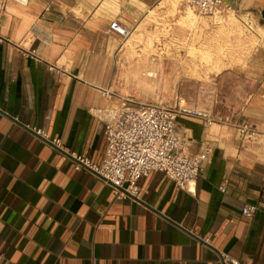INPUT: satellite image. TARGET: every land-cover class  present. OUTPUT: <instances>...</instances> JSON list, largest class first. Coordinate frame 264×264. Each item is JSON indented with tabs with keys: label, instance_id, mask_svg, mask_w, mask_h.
Returning <instances> with one entry per match:
<instances>
[{
	"label": "crops",
	"instance_id": "obj_1",
	"mask_svg": "<svg viewBox=\"0 0 264 264\" xmlns=\"http://www.w3.org/2000/svg\"><path fill=\"white\" fill-rule=\"evenodd\" d=\"M222 1L219 15L191 17L184 0H0V264H223L221 253L264 264V0ZM125 100H184L259 135L243 143L230 125L180 119L185 153L214 149L198 181L181 191L151 173L139 200H117L70 154L101 165L98 111Z\"/></svg>",
	"mask_w": 264,
	"mask_h": 264
},
{
	"label": "built area",
	"instance_id": "obj_2",
	"mask_svg": "<svg viewBox=\"0 0 264 264\" xmlns=\"http://www.w3.org/2000/svg\"><path fill=\"white\" fill-rule=\"evenodd\" d=\"M26 5L27 0H12ZM186 8L201 16L219 15L222 0H184ZM110 29L123 39H128L132 29L113 21ZM25 57L38 59L36 51L26 52ZM50 73L62 77L67 73L55 64L47 63ZM98 117L105 122L107 148L101 165L89 158L71 153L76 171L89 170L110 185L117 200H139V181L151 173H163L177 189L190 191L203 174L214 149L206 145L196 154L185 153L186 138L179 130L180 119H194L205 128L230 125L243 143L257 140L258 131L248 123L234 121L230 116L190 107L184 100L174 105L163 103H134L123 101L115 110H99ZM37 135L55 148L65 150L61 139L49 140L43 130L34 129ZM226 192V184L221 187ZM264 193V186L262 188ZM263 195V194H262ZM261 202L246 206L242 214L251 218L260 209ZM207 242L210 239L206 240ZM223 264H242L239 260L221 253Z\"/></svg>",
	"mask_w": 264,
	"mask_h": 264
},
{
	"label": "rangeland",
	"instance_id": "obj_3",
	"mask_svg": "<svg viewBox=\"0 0 264 264\" xmlns=\"http://www.w3.org/2000/svg\"><path fill=\"white\" fill-rule=\"evenodd\" d=\"M187 11L189 12V15L191 16V17H193V15L194 14H197V13H194V12H192V11H190V10H188L187 9ZM241 27V29H242V31H255L253 28L251 29V28H246V27H242V25L240 26ZM131 36H132V34H131ZM131 43V42H130ZM146 70V71H145ZM144 71V72H143ZM147 69L146 68H142V73H144V74H147ZM157 71L160 73V74H164V68H158L157 69ZM192 71V74H191V76H190V83H189V85H188V88H189V90L191 91V93H193V94H195V90H196V81H197V78H198V76H197V74H196V69H192V70H190V72ZM191 81H193V82H191ZM170 84H172V89H173V91H175V89H176V87H178L179 86V84H177V83H170ZM158 86H160V85H158ZM170 85H168L167 87H169ZM161 87L164 89L165 88V83H163L162 85H161ZM178 100H174V102H173V100H169V101H167V102H164V101H162V102H150V103H163V104H166V105H174L176 102H177Z\"/></svg>",
	"mask_w": 264,
	"mask_h": 264
}]
</instances>
